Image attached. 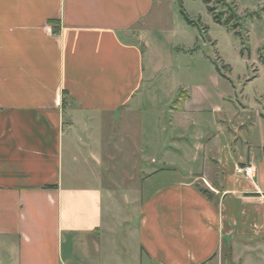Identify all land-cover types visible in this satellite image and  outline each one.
<instances>
[{
    "label": "crops",
    "instance_id": "obj_1",
    "mask_svg": "<svg viewBox=\"0 0 264 264\" xmlns=\"http://www.w3.org/2000/svg\"><path fill=\"white\" fill-rule=\"evenodd\" d=\"M163 4L0 0V264H235L264 255V154L250 144L241 152L223 118L220 136L204 140L194 91L162 88L161 74L147 71L145 27ZM144 111L143 145L117 158L99 129L105 119L128 127ZM116 141L124 151L133 144L129 135ZM248 164L251 178L236 171ZM127 193H140L136 211Z\"/></svg>",
    "mask_w": 264,
    "mask_h": 264
},
{
    "label": "rangeland",
    "instance_id": "obj_2",
    "mask_svg": "<svg viewBox=\"0 0 264 264\" xmlns=\"http://www.w3.org/2000/svg\"><path fill=\"white\" fill-rule=\"evenodd\" d=\"M210 5L216 13H223L235 29L217 23L204 0H164L163 16L145 27L151 39L147 71L154 70L157 78L161 74L158 81L162 88V84L171 83L173 87L182 85L194 91L195 100L204 109L199 126L204 140L220 136L216 125L223 118L226 122L221 124L229 123L235 128L241 152H248L250 144L252 152L264 154V0H212ZM174 93L178 97L181 89ZM159 99L167 116L169 107L164 102V93ZM149 118L147 111L139 113L125 128L105 119L99 135L112 143L104 147L117 158L130 157L134 152L128 149H140L147 137ZM126 135L132 138L133 144L127 145L124 151L125 145H118L116 140ZM214 145L215 142L211 147ZM139 194L133 193L131 197L127 193L129 205L134 204L128 206L130 211L138 209ZM123 211L126 212L125 207ZM258 241L257 238L253 243L258 245ZM133 249L127 248L129 256L134 254ZM246 262L264 264V255L236 257L235 264Z\"/></svg>",
    "mask_w": 264,
    "mask_h": 264
},
{
    "label": "trees",
    "instance_id": "obj_3",
    "mask_svg": "<svg viewBox=\"0 0 264 264\" xmlns=\"http://www.w3.org/2000/svg\"><path fill=\"white\" fill-rule=\"evenodd\" d=\"M204 2L207 4V8H208L209 12L213 15V18L217 23L226 25L227 27H229V29H235V25L230 26L228 20L225 19V17L223 16V13H216L215 12V8L210 5L212 0H204ZM182 14L185 16V18L188 20L189 23L193 24L192 20L187 16V14L184 10H182ZM235 34L238 35L239 33L236 32ZM67 93L68 92L65 90L64 95L66 96ZM48 187H54V185H49Z\"/></svg>",
    "mask_w": 264,
    "mask_h": 264
},
{
    "label": "built area",
    "instance_id": "obj_4",
    "mask_svg": "<svg viewBox=\"0 0 264 264\" xmlns=\"http://www.w3.org/2000/svg\"><path fill=\"white\" fill-rule=\"evenodd\" d=\"M236 171L240 175H244V176L249 177V178L253 177L255 174V169H254L252 164L239 165V166H237Z\"/></svg>",
    "mask_w": 264,
    "mask_h": 264
}]
</instances>
